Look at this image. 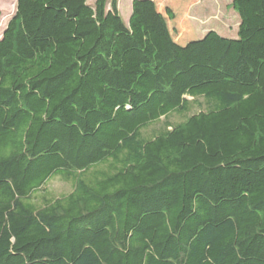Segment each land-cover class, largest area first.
Masks as SVG:
<instances>
[{
	"label": "trees",
	"instance_id": "trees-1",
	"mask_svg": "<svg viewBox=\"0 0 264 264\" xmlns=\"http://www.w3.org/2000/svg\"><path fill=\"white\" fill-rule=\"evenodd\" d=\"M230 6L236 36L178 43L154 0H16L0 264H264V0Z\"/></svg>",
	"mask_w": 264,
	"mask_h": 264
},
{
	"label": "rangeland",
	"instance_id": "rangeland-1",
	"mask_svg": "<svg viewBox=\"0 0 264 264\" xmlns=\"http://www.w3.org/2000/svg\"><path fill=\"white\" fill-rule=\"evenodd\" d=\"M95 0H87L93 4ZM157 9L165 15L170 8L174 19L168 20V27L173 39L178 43H186L201 38L208 30H214L224 37L236 36L238 17L233 12L231 0H154ZM132 0H118V8L124 22H128L131 14ZM16 0H0V34L8 20L15 12ZM196 108L191 113L195 112ZM183 118L171 115L161 118L159 123L149 127L144 134L149 135L167 125H174ZM51 197H57L71 190L68 182L60 178L51 179L45 186Z\"/></svg>",
	"mask_w": 264,
	"mask_h": 264
}]
</instances>
